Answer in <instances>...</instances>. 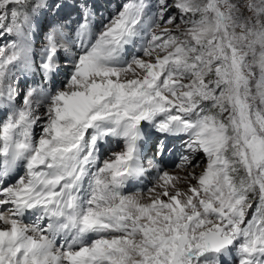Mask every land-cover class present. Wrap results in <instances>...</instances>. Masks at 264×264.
<instances>
[{"label":"snow or ice","instance_id":"obj_1","mask_svg":"<svg viewBox=\"0 0 264 264\" xmlns=\"http://www.w3.org/2000/svg\"><path fill=\"white\" fill-rule=\"evenodd\" d=\"M0 264H264V0H0Z\"/></svg>","mask_w":264,"mask_h":264}]
</instances>
